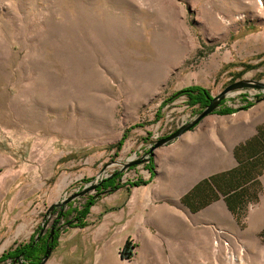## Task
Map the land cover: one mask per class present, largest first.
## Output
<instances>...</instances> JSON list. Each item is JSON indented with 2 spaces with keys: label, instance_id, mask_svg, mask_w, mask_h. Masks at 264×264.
<instances>
[{
  "label": "rangeland",
  "instance_id": "374dc122",
  "mask_svg": "<svg viewBox=\"0 0 264 264\" xmlns=\"http://www.w3.org/2000/svg\"><path fill=\"white\" fill-rule=\"evenodd\" d=\"M241 80L264 83V0H0V257L54 226L62 264H264V247L154 193L129 215L158 150L208 117L153 149L204 109L183 91ZM249 109L264 89L211 115Z\"/></svg>",
  "mask_w": 264,
  "mask_h": 264
},
{
  "label": "crops",
  "instance_id": "0c3cea01",
  "mask_svg": "<svg viewBox=\"0 0 264 264\" xmlns=\"http://www.w3.org/2000/svg\"><path fill=\"white\" fill-rule=\"evenodd\" d=\"M154 158L161 176L155 185L136 189L141 193L129 201L130 216L154 193L241 235L248 249L264 247V109L210 114ZM66 242L60 239L46 264L63 263Z\"/></svg>",
  "mask_w": 264,
  "mask_h": 264
},
{
  "label": "water",
  "instance_id": "95a60500",
  "mask_svg": "<svg viewBox=\"0 0 264 264\" xmlns=\"http://www.w3.org/2000/svg\"><path fill=\"white\" fill-rule=\"evenodd\" d=\"M246 88H256V89H264V83L259 82V81H254V80H241L238 82H235L229 86H227L221 93H219L216 97H213L212 100L209 102V104L207 106H205V108L197 115V117H195V119H193L191 122H189L188 124L182 126L181 128H179L176 132L172 133L171 135H169L168 137H165L161 140H159L155 146L153 147V149L155 148H159L161 146H164L166 144H168L169 142L179 138L182 134H184L185 132L191 130L192 128H194L196 125H198V123L206 116L212 114L221 104V102L228 96V94L235 92V91H239V90H244ZM152 149V150H153ZM141 162H143V159L141 158L140 160L134 161V162H129L127 164H124V168H128L131 167L133 165H137L140 164ZM97 184H93L89 187H85L82 191H80L79 193L73 194L70 197L63 199L61 202L58 203H54L53 205H51L48 209V213H52V211L56 208H64L68 203H70L71 201L84 196L85 194H87L88 192L94 190L97 188ZM56 228L53 226L50 229V234L47 238L46 241V248H45V253L41 259V261L38 264H46L51 252L53 250V248L50 246L51 243H53L54 241V235L56 233ZM59 230H62V228H59ZM43 233V229L40 230V235ZM39 239V236L36 237V241ZM13 264H24L23 260L21 259V257H18L14 260Z\"/></svg>",
  "mask_w": 264,
  "mask_h": 264
},
{
  "label": "trees",
  "instance_id": "16d2710c",
  "mask_svg": "<svg viewBox=\"0 0 264 264\" xmlns=\"http://www.w3.org/2000/svg\"><path fill=\"white\" fill-rule=\"evenodd\" d=\"M184 94H187L192 101H196L199 103L202 108H205L209 104V102L212 100V98L209 96L208 92L200 87H192L191 89H187L183 91ZM199 96L198 99H196ZM105 183H109V180H106ZM57 209H54L51 214H55ZM64 210L59 209L57 219H62V217H65L63 214ZM56 224L58 221H55ZM74 221H67L66 224H72ZM59 228H57L56 233L54 235V241L50 244L52 248L55 247L56 241L58 239L59 235ZM50 232L48 231L47 235L40 239L39 241H36V237H32L29 242L24 244H18L13 249L9 251H5L1 257L0 262L9 260L11 264H13L14 260L18 257H21L27 264H38L44 253L46 248V240L49 236Z\"/></svg>",
  "mask_w": 264,
  "mask_h": 264
},
{
  "label": "flooded vegetation",
  "instance_id": "af4514ba",
  "mask_svg": "<svg viewBox=\"0 0 264 264\" xmlns=\"http://www.w3.org/2000/svg\"><path fill=\"white\" fill-rule=\"evenodd\" d=\"M47 235V233L46 232H44L43 231V233L40 235V231H39V233H38V235H37V237L39 236V239L37 240V241H39L40 239H42L43 237H45ZM47 241V240H46ZM22 259V258H21ZM23 260V259H22ZM23 262H24V264H26L25 263V261L23 260Z\"/></svg>",
  "mask_w": 264,
  "mask_h": 264
},
{
  "label": "built area",
  "instance_id": "2783aa9c",
  "mask_svg": "<svg viewBox=\"0 0 264 264\" xmlns=\"http://www.w3.org/2000/svg\"><path fill=\"white\" fill-rule=\"evenodd\" d=\"M225 245H228V243H227V242H225Z\"/></svg>",
  "mask_w": 264,
  "mask_h": 264
}]
</instances>
